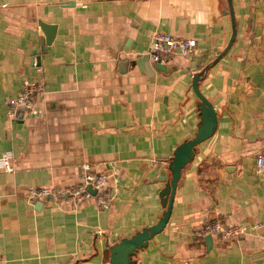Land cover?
<instances>
[{
  "label": "crops",
  "instance_id": "crops-1",
  "mask_svg": "<svg viewBox=\"0 0 264 264\" xmlns=\"http://www.w3.org/2000/svg\"><path fill=\"white\" fill-rule=\"evenodd\" d=\"M0 0V264H108V247L153 224L174 147L199 123L191 76L215 115L179 171L167 221L137 249L141 264H264L263 0ZM37 20L54 24L41 50ZM154 32L193 38L195 55L145 53ZM143 56V57H142ZM147 56V57H144ZM142 57V61H140ZM134 59L137 62L132 63ZM34 78L37 111L16 119L6 99ZM106 175L104 210L88 198L30 200L32 187ZM241 225L234 239L193 231Z\"/></svg>",
  "mask_w": 264,
  "mask_h": 264
},
{
  "label": "built area",
  "instance_id": "built-area-1",
  "mask_svg": "<svg viewBox=\"0 0 264 264\" xmlns=\"http://www.w3.org/2000/svg\"><path fill=\"white\" fill-rule=\"evenodd\" d=\"M151 62L163 63L168 55L179 53L188 57L195 55V41L193 38H181L169 33L154 32L148 42L145 51ZM42 94V87L34 78L22 82L21 88L6 99L4 114L9 120L16 119L23 111L33 113L37 111V100ZM77 182L59 186H39L27 189L26 197L30 200L51 198L65 202H76L80 198L91 199L99 210L106 209L111 200L110 193L106 190V175L100 172L89 170L86 164L81 166ZM0 168L3 171L12 169L10 154L6 152L0 155ZM254 170L261 173L264 170V155L257 154L254 157ZM93 187L94 192L87 191L86 186ZM195 236H202L207 233L219 234L226 239H234L243 233L241 225L223 226L219 221H213L204 227L193 231ZM0 253V263H1ZM181 264H185L184 262Z\"/></svg>",
  "mask_w": 264,
  "mask_h": 264
},
{
  "label": "water",
  "instance_id": "water-1",
  "mask_svg": "<svg viewBox=\"0 0 264 264\" xmlns=\"http://www.w3.org/2000/svg\"><path fill=\"white\" fill-rule=\"evenodd\" d=\"M227 4V12L230 16L231 22V32L228 38L226 45L223 49L215 56L214 61L217 60L220 55L225 51L227 46L233 39L234 36V27H233V17L231 11V3L230 0H226ZM264 5V0H263ZM37 25L41 29L42 39L41 50H44V45H47L54 34V24H49L37 20ZM143 57V56H142ZM142 57H140V61H142ZM147 57V56H144ZM132 63L137 62L134 59L131 61ZM153 69L163 70L164 66L161 63L155 62L152 66ZM201 72H196L191 76L190 86L197 98L196 104L198 106L199 111V123L195 129V132L192 137L181 141L177 144L173 151L172 155L167 163V168L169 170V177L165 179V176L161 174L158 178L163 181V187L160 189L158 195L161 205L163 206V211L159 218L151 225H148L142 228L140 231H137L126 238H121L117 242L113 243L108 247L109 255H108V264H141L140 262H135L132 259L134 252L142 247L146 240L149 239L153 234L160 231L165 225L172 201V196L175 188V183L179 175V171L182 166L188 162L193 153V147L199 143L201 140L208 137L214 128L215 125V115L212 109L210 102L199 92L197 89V79L200 77ZM86 189L88 192L93 193V187L87 185ZM205 240V244L207 245L209 242V235H205L203 237Z\"/></svg>",
  "mask_w": 264,
  "mask_h": 264
}]
</instances>
